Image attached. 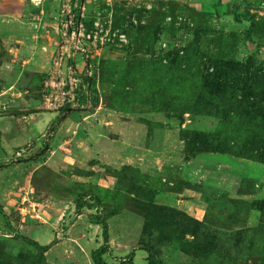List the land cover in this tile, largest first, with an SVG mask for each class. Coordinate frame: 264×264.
<instances>
[{"label": "rangeland", "instance_id": "rangeland-1", "mask_svg": "<svg viewBox=\"0 0 264 264\" xmlns=\"http://www.w3.org/2000/svg\"><path fill=\"white\" fill-rule=\"evenodd\" d=\"M5 108L0 264H264V0H0Z\"/></svg>", "mask_w": 264, "mask_h": 264}, {"label": "built area", "instance_id": "built-area-1", "mask_svg": "<svg viewBox=\"0 0 264 264\" xmlns=\"http://www.w3.org/2000/svg\"><path fill=\"white\" fill-rule=\"evenodd\" d=\"M78 33L81 35L79 30ZM55 64L58 66L60 64V59H56ZM80 80L81 78L76 70L71 69L66 75H56V73H54L51 79L47 82L49 90V95L47 96L48 106L51 108H57L67 98L73 97L74 90Z\"/></svg>", "mask_w": 264, "mask_h": 264}, {"label": "trees", "instance_id": "trees-1", "mask_svg": "<svg viewBox=\"0 0 264 264\" xmlns=\"http://www.w3.org/2000/svg\"><path fill=\"white\" fill-rule=\"evenodd\" d=\"M99 168L102 169H106V166H99ZM84 206V204L77 202V209L76 212L77 213H81L82 207ZM96 223L101 224L103 227V237H104V245L101 246L98 250H97V254H99L98 256L100 257L102 254L107 253L109 251V231H108V223L106 221V219L104 218H99L96 220ZM35 243V242H32ZM48 247H46L45 249H47ZM131 258H130V262L131 263ZM99 264H105V262H101L100 258L97 261ZM120 264H123V262H121Z\"/></svg>", "mask_w": 264, "mask_h": 264}, {"label": "water", "instance_id": "water-1", "mask_svg": "<svg viewBox=\"0 0 264 264\" xmlns=\"http://www.w3.org/2000/svg\"><path fill=\"white\" fill-rule=\"evenodd\" d=\"M35 108H28V109H22V108H5V109H0V116L1 115H10V114H22V113H31L35 112Z\"/></svg>", "mask_w": 264, "mask_h": 264}]
</instances>
